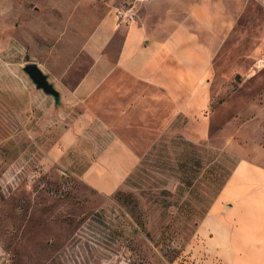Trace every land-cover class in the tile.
Masks as SVG:
<instances>
[{"label":"rangeland","instance_id":"374dc122","mask_svg":"<svg viewBox=\"0 0 264 264\" xmlns=\"http://www.w3.org/2000/svg\"><path fill=\"white\" fill-rule=\"evenodd\" d=\"M121 2L0 0V264H224L200 223L239 162L264 167V4L216 0L212 67L178 105L95 33ZM120 142L139 160L107 193L83 174Z\"/></svg>","mask_w":264,"mask_h":264},{"label":"crops","instance_id":"0c3cea01","mask_svg":"<svg viewBox=\"0 0 264 264\" xmlns=\"http://www.w3.org/2000/svg\"><path fill=\"white\" fill-rule=\"evenodd\" d=\"M222 9L216 0H122L111 6L95 33L100 31L107 40L121 38L114 67L164 89L181 105L212 67L223 29L218 25ZM96 67L92 72L102 74ZM91 82H80L79 92L92 88ZM111 146L106 152L120 153L106 157V162L102 155L83 174L107 193L119 188L139 160L123 142ZM231 174L202 219L200 234L211 255L224 264H264V167L239 162ZM230 188L234 193L225 197L227 207L219 213L222 204L216 205L224 203L222 196Z\"/></svg>","mask_w":264,"mask_h":264},{"label":"water","instance_id":"95a60500","mask_svg":"<svg viewBox=\"0 0 264 264\" xmlns=\"http://www.w3.org/2000/svg\"><path fill=\"white\" fill-rule=\"evenodd\" d=\"M25 72L30 76L36 86L45 93L52 95L56 101L60 99V94L55 86L48 80V76L34 62H28L24 66Z\"/></svg>","mask_w":264,"mask_h":264},{"label":"trees","instance_id":"16d2710c","mask_svg":"<svg viewBox=\"0 0 264 264\" xmlns=\"http://www.w3.org/2000/svg\"><path fill=\"white\" fill-rule=\"evenodd\" d=\"M228 178H229V177H228ZM228 178H227V179H228ZM226 181H227V180H226ZM225 183H226V182H225ZM225 183H224V184H225ZM223 186H224V185H223ZM223 186H222V187H223ZM221 189H222V188H221Z\"/></svg>","mask_w":264,"mask_h":264}]
</instances>
